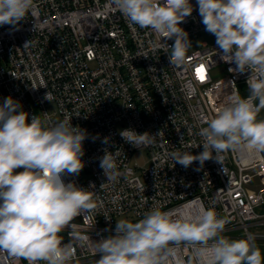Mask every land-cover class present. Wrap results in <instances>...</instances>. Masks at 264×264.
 <instances>
[{
    "label": "built area",
    "instance_id": "built-area-1",
    "mask_svg": "<svg viewBox=\"0 0 264 264\" xmlns=\"http://www.w3.org/2000/svg\"><path fill=\"white\" fill-rule=\"evenodd\" d=\"M191 2L192 14L180 22L190 40L209 33L196 0ZM25 18L16 29L0 26V102L10 95L29 120L34 115L51 125L70 117L87 131L84 167L63 177L91 185L97 197L92 212L73 218L78 234L98 241L114 234L117 220L138 221L152 208L173 217L196 214L202 205L225 220L222 235L239 239L251 233L257 246L264 245V154L249 161L241 150H226L221 162L208 159L200 166L193 161L187 168L167 155L202 151L198 130L206 119L233 94L248 95L249 72L228 71L235 64L221 59L213 34L209 44L190 46L177 65L169 62L170 48L153 51L156 33L129 22L111 0H34ZM166 43L170 47L173 39ZM219 67L223 78L213 79ZM50 103L54 118L46 110ZM124 128L158 134L153 144L134 147L119 135ZM105 150L115 156L120 173L115 182L107 181L99 167ZM141 150L148 157L146 167L132 163ZM70 231L66 226L60 233L62 242L71 239ZM91 241L75 245L70 264H96L99 254L94 255ZM178 251L186 262L190 259L189 247L180 245ZM0 264L28 261L0 251Z\"/></svg>",
    "mask_w": 264,
    "mask_h": 264
},
{
    "label": "clouds",
    "instance_id": "clouds-1",
    "mask_svg": "<svg viewBox=\"0 0 264 264\" xmlns=\"http://www.w3.org/2000/svg\"><path fill=\"white\" fill-rule=\"evenodd\" d=\"M111 2L129 22L157 34L153 51L170 48V64L184 62L191 41L180 22L192 14L191 0ZM33 3L0 0V26L18 28ZM195 8L205 31L214 35L221 59L235 64L228 71L249 72L248 95L233 94L206 119L198 130L202 151L167 155L185 168L193 161L200 166L208 159L221 162L220 154L226 150H241L250 161L264 154V119H257L264 108V0H196ZM167 39H173L170 47ZM50 95L46 92L45 99L49 101ZM27 117L21 102L12 96L0 102V251L23 257L28 264H70L75 245L91 241L73 229V218L97 207L91 185L85 188L63 179L78 175L84 167L81 158L88 133L73 125L70 117L51 125L34 115L30 120ZM157 134L119 130L134 147L153 144ZM99 167L107 181H117L120 173L110 151H104ZM224 225L223 218L202 205L196 214L183 212L176 217L152 208L138 221H115L114 234L91 245L94 255L99 254L96 264H264L253 234L230 238L221 234ZM66 226L72 235L62 242L60 233ZM180 245L191 249L187 262L179 254Z\"/></svg>",
    "mask_w": 264,
    "mask_h": 264
},
{
    "label": "rangeland",
    "instance_id": "rangeland-1",
    "mask_svg": "<svg viewBox=\"0 0 264 264\" xmlns=\"http://www.w3.org/2000/svg\"><path fill=\"white\" fill-rule=\"evenodd\" d=\"M191 46L195 47V48H199L201 46V43L206 42V43H210V35L209 33H203L201 34L198 38L196 39H191ZM213 79H222V68L219 67V70L217 69V71L212 74ZM46 110L48 112V114L54 118L53 113L55 112V106L53 104H48L46 106ZM257 119H264V108H262L260 110V112L257 115ZM147 154L145 150H141L135 153V155H133L132 157V163L136 164L137 166H141V167H146L147 165ZM264 211V208H262V212Z\"/></svg>",
    "mask_w": 264,
    "mask_h": 264
},
{
    "label": "crops",
    "instance_id": "crops-1",
    "mask_svg": "<svg viewBox=\"0 0 264 264\" xmlns=\"http://www.w3.org/2000/svg\"><path fill=\"white\" fill-rule=\"evenodd\" d=\"M258 247L260 248L262 255H264V245H260Z\"/></svg>",
    "mask_w": 264,
    "mask_h": 264
}]
</instances>
